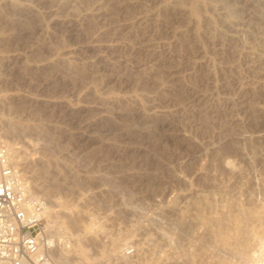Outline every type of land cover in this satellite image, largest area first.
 <instances>
[{
  "label": "rangeland",
  "instance_id": "obj_1",
  "mask_svg": "<svg viewBox=\"0 0 264 264\" xmlns=\"http://www.w3.org/2000/svg\"><path fill=\"white\" fill-rule=\"evenodd\" d=\"M0 135L53 258L264 264V0H0Z\"/></svg>",
  "mask_w": 264,
  "mask_h": 264
},
{
  "label": "built area",
  "instance_id": "obj_2",
  "mask_svg": "<svg viewBox=\"0 0 264 264\" xmlns=\"http://www.w3.org/2000/svg\"><path fill=\"white\" fill-rule=\"evenodd\" d=\"M19 178L0 143V264H58L43 220L47 202L32 196Z\"/></svg>",
  "mask_w": 264,
  "mask_h": 264
},
{
  "label": "bare ground",
  "instance_id": "obj_3",
  "mask_svg": "<svg viewBox=\"0 0 264 264\" xmlns=\"http://www.w3.org/2000/svg\"><path fill=\"white\" fill-rule=\"evenodd\" d=\"M1 138H2V136L0 135V143L2 144L3 143V141H1ZM3 145V144H2ZM5 146V145H4ZM5 148L7 149V151H8V160H9V163L11 164V166L14 168V170H16V171H18L17 170V166H18V164H19V157H18V153H17V151L16 150H14V149H8L6 146H5ZM229 162V161H228ZM228 164H230V163H228ZM19 173V172H18ZM19 176H20V182L21 183H23L26 187L28 186V184L25 182V181H21V175L19 174ZM27 191L32 195V196H36V194H32L31 193V190H30V188H28L27 187ZM48 212H49V210H48V207L46 208V210H45V212H44V214H43V216H48ZM203 221V220H202ZM216 222V221H215ZM208 223V222H207ZM215 224V223H214ZM221 224V223H220ZM210 225H211V223H210ZM222 225V224H221ZM220 226V225H219ZM45 227H46V229H47V233H48V235H50V237H52L53 239H54V241L56 242V244H57V241H56V239L53 237V235H51L49 232H48V227H47V225H45ZM201 227V226H200ZM222 227V226H221ZM189 228V227H188ZM214 230H216V229H214ZM218 230V229H217ZM233 230V229H232ZM231 230V231H232ZM210 231V230H209ZM206 232V231H205ZM216 233V232H215ZM219 233V232H218ZM221 234V233H220ZM229 234V233H228ZM227 234V235H228ZM222 235V234H221ZM235 235V234H234ZM183 236V235H182ZM213 236V235H212ZM218 236H219V234H218ZM218 236H216V238H219ZM238 236V235H237ZM227 237V239H228V236H226ZM230 237V236H229ZM239 237V236H238ZM207 238H208V236H207ZM206 238V239H207ZM231 238V237H230ZM229 238V239H230ZM237 238V237H236ZM220 239V238H219ZM218 239V240H219ZM215 240V239H214ZM221 240V239H220ZM188 241V240H187ZM186 241V242H187ZM227 241V240H226ZM237 241H238V239H237ZM242 241V240H241ZM217 242H219V241H217ZM221 242V241H220ZM235 242V241H234ZM238 242H240V241H238ZM224 243L225 242H223V243H219V245H224ZM115 243H112L111 245V247L110 248H106V249H104V250H101V252H100V256L102 257V258H108V256H110V254L113 256V254L112 253H115L116 251H117V248H118V246L117 245H114ZM230 243H228V245H229ZM247 244V245H246ZM233 245V244H232ZM239 245V246H238ZM237 246V249L235 248L234 250H233V252H231V251H229L230 253H228V254H233V256H232V258H236V257H238V258H236V259H239V260H241V262L240 263H242V264H251V263H253L255 260H253V256L251 255V251L253 250V247L251 246V245H249L248 246V243H244V242H240L239 244H238ZM77 246V245H76ZM227 246V245H226ZM251 246V247H250ZM57 247H58V245H56V248H55V250L54 251H56L57 250ZM78 247H80V246H78ZM78 247H74L75 249H73L74 250V252H77V254H79L78 252ZM219 247V246H218ZM231 247H234V245L233 246H231ZM236 247V246H235ZM65 248V247H64ZM62 249V250H60L59 252L57 251L55 254H54V258H55V256H56V258L54 259L58 264H66L68 261H67V259H68V255L67 254H69L68 252H73V251H68V250H65V249ZM220 248V247H219ZM226 248V247H225ZM218 249V248H217ZM226 250V249H225ZM216 251V250H215ZM228 251V249L226 250V252ZM73 252V253H74ZM210 252V251H209ZM221 252V251H220ZM225 252V253H226ZM215 253V252H214ZM75 254V253H74ZM80 255V254H79ZM52 256H53V253H52ZM77 256V255H76ZM217 256V255H216ZM223 256V255H222ZM227 256H229V258L227 257ZM226 257L227 258H223V257H219L218 258V262H219V264H229V259L231 260V256L230 255H227ZM225 257V256H224ZM70 258V257H69ZM233 259V260H234ZM69 260V259H68ZM232 260V261H233ZM252 260H253V262H252ZM231 263V262H230ZM254 264H255V262H254Z\"/></svg>",
  "mask_w": 264,
  "mask_h": 264
}]
</instances>
